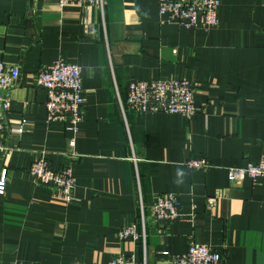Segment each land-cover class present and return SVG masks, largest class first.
I'll return each instance as SVG.
<instances>
[{
  "label": "crops",
  "instance_id": "crops-1",
  "mask_svg": "<svg viewBox=\"0 0 264 264\" xmlns=\"http://www.w3.org/2000/svg\"><path fill=\"white\" fill-rule=\"evenodd\" d=\"M58 1L0 0V60L20 69L4 134L12 154L0 155V264H109L120 254L144 264L142 242L117 236L142 213L147 264H174L191 241L226 264H264V183L229 180L230 168L264 155V0H220L209 31L162 17L157 0H107L103 9ZM61 59L82 69L74 149L69 123L47 122V93L35 85V73ZM170 79L197 85L191 120L126 104L131 83ZM22 119L24 132L11 133ZM41 151L55 169L72 167L69 205L30 174ZM202 158L209 170L186 166ZM163 193L193 218L154 223Z\"/></svg>",
  "mask_w": 264,
  "mask_h": 264
},
{
  "label": "built area",
  "instance_id": "built-area-1",
  "mask_svg": "<svg viewBox=\"0 0 264 264\" xmlns=\"http://www.w3.org/2000/svg\"><path fill=\"white\" fill-rule=\"evenodd\" d=\"M107 0H59L60 8L67 6L103 9ZM159 13L168 16L187 29H204L209 31L219 25L220 0H157ZM20 76L18 66L0 60V155L8 159L12 150L7 146L4 134L9 132L8 115L12 104V91L17 86ZM35 85L47 93V122L62 121L69 123L67 131L73 132L69 139L72 149L76 146L79 125L85 119V99L83 97L82 69L73 63L57 60L45 65L35 73ZM197 85L188 80L170 79L140 81L128 86L126 104L136 112L166 113L181 115L191 120L200 110L195 106ZM122 103V102H121ZM27 121L21 122L11 129V133L20 135L24 132ZM45 151L36 152V158L30 167V174L37 182L52 187L55 198L64 204L74 201L76 179L71 166L55 169L47 158ZM72 155L80 156L72 151ZM186 166L191 170L207 171L211 163L207 158L189 160ZM253 184L264 183V155L258 162H250L242 168H230L229 180L241 185L246 179ZM3 188L0 184V189ZM2 190H0L1 192ZM218 206L214 197L207 199V208L213 210ZM181 211L180 201L173 193L159 195L152 208L154 223H175L192 219ZM146 223L143 213L139 220L121 228L117 236L122 241H132L143 244L144 264L146 259ZM17 264V263H10ZM110 264H141L134 255L120 254ZM174 264H226L225 259L216 253L209 245L191 241L187 253L174 258Z\"/></svg>",
  "mask_w": 264,
  "mask_h": 264
},
{
  "label": "bare ground",
  "instance_id": "bare-ground-1",
  "mask_svg": "<svg viewBox=\"0 0 264 264\" xmlns=\"http://www.w3.org/2000/svg\"><path fill=\"white\" fill-rule=\"evenodd\" d=\"M47 100H48V98H47ZM47 103V102H46ZM46 106V105H45ZM46 111H47V109H46ZM47 115H48V113H47ZM33 178H34V180L36 181V183H38L37 182V179L33 176ZM38 184H40V183H38ZM66 205H69V204H66ZM118 257V256H117ZM117 257H115V258H117ZM115 258H113L110 262H109V264L115 259ZM74 264H81V263H78V262H76V263H74Z\"/></svg>",
  "mask_w": 264,
  "mask_h": 264
}]
</instances>
